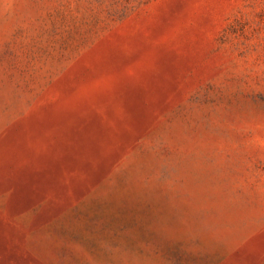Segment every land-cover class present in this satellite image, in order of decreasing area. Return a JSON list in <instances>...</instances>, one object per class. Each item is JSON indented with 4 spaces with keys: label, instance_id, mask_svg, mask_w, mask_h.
Instances as JSON below:
<instances>
[{
    "label": "rangeland",
    "instance_id": "374dc122",
    "mask_svg": "<svg viewBox=\"0 0 264 264\" xmlns=\"http://www.w3.org/2000/svg\"><path fill=\"white\" fill-rule=\"evenodd\" d=\"M0 264H264V0H0Z\"/></svg>",
    "mask_w": 264,
    "mask_h": 264
}]
</instances>
